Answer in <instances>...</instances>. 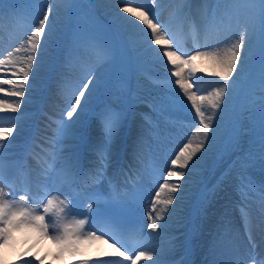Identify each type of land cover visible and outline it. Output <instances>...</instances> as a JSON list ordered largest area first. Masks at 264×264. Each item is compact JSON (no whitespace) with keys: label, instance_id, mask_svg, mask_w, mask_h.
Wrapping results in <instances>:
<instances>
[{"label":"bare ground","instance_id":"bare-ground-1","mask_svg":"<svg viewBox=\"0 0 264 264\" xmlns=\"http://www.w3.org/2000/svg\"><path fill=\"white\" fill-rule=\"evenodd\" d=\"M159 4L160 14L165 15V19L161 21L162 25H166L168 34L174 38L176 43L179 45L180 51L187 50L186 46L192 48L199 47L200 50H205V45L208 46V50H212L216 47H226L232 42V33L236 31V25L233 22L231 30H228V22L225 20L224 23H217L213 26L211 17L213 12L217 9L218 0H191L187 5L183 0H156ZM96 5L99 12L105 15L107 12H111L114 8H118L123 4V0H96ZM3 3L0 8V59L7 56L9 51L18 47L21 41L26 40L28 34H30L32 17L30 11L24 5H14L6 1L0 0V4ZM52 9L54 14L57 16V21L61 22L64 20V15L68 10L63 0H53ZM125 16L127 14L117 10L113 15V18L109 22L115 26V32L117 33L119 28L122 29L125 36L128 38L130 46H145L149 49H156L158 46L149 45L150 42L148 33H142L146 29L143 25H139V29L132 27V25L126 24L124 21L117 18V14ZM203 16L207 19L205 25L199 29L194 27H188L181 24V21L185 20L189 16ZM183 17V18H182ZM182 18V19H181ZM129 20L133 18L128 16ZM138 23V22H137ZM33 26V25H32ZM150 33V32H149ZM149 39V40H148ZM259 51V44L257 39L254 37L251 44L244 50V64L243 71L239 76L234 78V82L240 80L245 71V67L249 64L257 52ZM150 55L147 56L146 62H141L138 58H135V66L139 72L137 76L141 83L147 86H154V82L151 76L143 73L144 65L147 63H153L154 54L152 50ZM24 55V53H20ZM48 54L41 53V64L36 69L34 75L31 77L32 87L27 90V96L22 101L21 109L28 107L31 99L30 93L34 90V85L39 81V75L44 67ZM159 56L162 57V54ZM163 60L167 61L166 58ZM205 65V75H203V82L198 84L199 89L209 87L210 92L215 88L219 87L223 82L218 81V78H214L210 75L211 65L210 62L201 59ZM121 65H119L120 67ZM243 80V79H242ZM122 85V84H121ZM119 86L116 94L122 97L123 89ZM7 87V86H4ZM205 92V90H204ZM202 94V93H200ZM3 95V94H0ZM57 95H59L57 93ZM206 95V94H203ZM10 102L14 101V97H6ZM58 103H54V107L51 110L50 122L42 124L41 118L36 123V130L38 132L36 137L39 141H33V145L39 149L49 148L50 143L54 140H58L56 135L52 137H44L42 132L51 133L55 129V118L58 117L60 108L62 107L60 100ZM142 104L146 107L139 110H131L129 116L126 118L121 113V120L119 128L115 135L112 137L110 144L105 145L104 134L102 132L101 124L99 123V131L88 128V134L84 137L82 144L78 149H74L72 146L69 149L68 157L71 159L70 164L76 165L77 169L86 173L87 178L83 179L79 177L77 185L83 186L84 180L89 187L85 190L87 194H90V202L93 203V212H87L85 216H91L95 222L96 229H107L114 238L119 241L117 247H121L123 251L125 247L129 253L135 254L136 251L148 250L154 251L155 256L152 260L142 259L137 264H152L156 261L157 264H180L175 263L171 258L176 257L177 251L183 248V242L180 238H186V233L174 234L179 232L187 225L191 227L200 228L203 224L202 213L204 211L207 214V209H212L213 205L218 202L221 195L216 194L212 189H205V191L198 197L194 206L191 203L193 193L196 192L198 183L203 178L205 172H209V165L213 161V156L216 153V149L221 140L222 132L228 122L230 110L228 108V101L226 100L224 111L214 120L216 131L213 133V139L207 146V150L198 153L197 158L190 165L189 169L186 170L187 174L185 177L180 178L181 189L175 194L179 199L175 200L173 205L169 206V211L164 213L165 219L158 222V230L155 231V235L150 237V234L142 232L140 236L138 231H142V220L148 216L152 201L156 196V192L159 187L164 183V178L167 176V171L172 168L171 159L175 157V153L179 151V148L189 140L195 142L193 134L196 132V127L199 124L198 118L195 117V112L188 103L180 109L178 106L170 103H165L161 98L156 97V92L151 93L149 96H143L140 98ZM183 111L188 112L185 114ZM210 113V109H209ZM30 111H23L21 115L29 116ZM91 114H95L93 111ZM185 114V115H184ZM95 116V115H94ZM5 119L12 124L22 121V119L13 118L11 113H0V120ZM26 130V128H24ZM56 144V143H54ZM21 144L12 145L10 148L4 150L3 162L5 160H12L15 167V157L19 154L18 148ZM107 148V155L105 161L106 167L103 166L100 161L97 152L101 148ZM27 152L25 157L29 158ZM60 155L65 153L60 152ZM247 156V152L236 160H223L217 167L222 169L223 173L219 176L220 179L230 180L235 186V194L242 199V194L249 197L251 202H243L242 206L232 204L228 208L230 216H233V220L239 226V230L233 228V234L230 235L227 244L224 249L229 246L230 255L229 258H233L235 264L242 262V264H249V260L244 255L245 252L240 251L242 244V237L247 241L248 235L245 232V218L242 216L241 207H244L247 211V220L251 230V238L253 242L261 243L264 246V221H260L257 218V213H261L260 200L261 196L264 195V179H254L251 173L244 172L242 162ZM14 159V160H13ZM27 162L26 160H24ZM149 161L154 162L157 165V173L155 175L150 174L147 163ZM50 164V160L47 158H41L36 162L32 163V166L41 170L46 169ZM224 166V168L222 167ZM102 168V175L97 172V169ZM209 169V170H208ZM14 171L16 169L14 168ZM22 175V168H20ZM83 176V173H82ZM20 179V176H16ZM28 180V179H27ZM53 182L44 180L39 184L38 191L35 192L37 199L46 200L48 195L57 194L58 187L55 184V178H52ZM115 184H110L112 181ZM132 182L134 185H132ZM171 182L176 183L177 178H171ZM116 185V186H113ZM112 189H115L117 193L123 198L122 202L117 203L116 206L110 202V199H101L98 194L105 193L109 196ZM191 197V198H190ZM17 198V197H16ZM163 198V194H162ZM40 203H29L33 208H39ZM160 205L157 206V211L160 209ZM191 211V221L188 222L189 212ZM155 216V212H152ZM114 217L116 224L115 227L104 223V218ZM187 217V218H185ZM138 219V220H137ZM142 235L145 238H142ZM182 236V237H180ZM107 239V236L105 237ZM152 239V241L148 239ZM46 240L50 245V253L53 257L56 256L59 251L58 246L52 243L48 239L41 238L40 235L34 230L30 232L29 242L34 244L41 240ZM111 240V239H109ZM9 241V240H8ZM44 241L41 245V257L46 255V246L48 243ZM113 241V240H111ZM98 244L101 248H96L92 241L81 242L78 247L79 256L81 260H89L91 264L95 260H123L115 253L113 245L105 243L103 240H99ZM56 248V250L53 249ZM220 247L216 248L215 252ZM183 250V249H182ZM192 250V249H191ZM24 254V258L30 257V254L36 253V250L32 253H27L26 248L18 247L14 248L13 243L5 246L0 245V264H9L11 260L15 258L17 254ZM103 253V254H100ZM193 252H190V256ZM100 254V255H99ZM172 255V256H171ZM175 255V256H173ZM153 256V255H152ZM189 256V257H190ZM102 257V258H100ZM187 259V255L183 256ZM227 258V257H226ZM220 260V256H218ZM40 259H36L39 261ZM188 260V259H187ZM190 260V259H189ZM70 264H72L71 258L69 257ZM79 261V260H77ZM45 259L43 260V264ZM183 263V260H182ZM19 264V262H17ZM54 264V262L50 263ZM129 264V262H125Z\"/></svg>","mask_w":264,"mask_h":264},{"label":"rangeland","instance_id":"rangeland-1","mask_svg":"<svg viewBox=\"0 0 264 264\" xmlns=\"http://www.w3.org/2000/svg\"><path fill=\"white\" fill-rule=\"evenodd\" d=\"M3 1L14 5H24L27 7L33 20L31 24V30L38 24V20L43 18V12L48 11L49 7H52L53 5V0ZM183 1L186 4H189L191 0ZM75 4L76 0H72L71 4H68V10L64 15V20L61 22L57 21V16L54 14V12H52L50 15V19L55 22L56 35L55 43L50 44L49 47L43 52L48 54V56L46 64L43 67L42 76L44 75L46 78L49 77L50 79L48 86L44 88L43 92L47 94L45 100L47 102L46 108L43 109V112H40V104L43 102L40 94L43 89L41 87L40 90H38V86H36L32 95H29L30 99H32L34 96L33 102L31 100L28 106V110L32 111L31 114L29 116H23V122H16L19 123L20 126L15 132L14 137L9 138V141H11L12 145L21 144V147L19 148L21 156L25 145L27 148L32 139L38 141L34 137V133L36 135L35 124L37 120L41 118L42 124L49 122V114L54 107V103H58V100H61L60 103L62 107L60 108L58 118H55L56 128L53 132L48 134L50 136H54L56 134V136L60 137V141L54 140V143L56 144L50 143L49 146H53L54 151H51L49 148L39 149L38 147L34 146L33 151L31 152L32 155H28L30 156L29 161H33L32 159L36 161V159L39 160L41 158L54 159L55 163L53 167L57 168L55 173H59L61 169H64L69 165V162L64 160L63 157H57L58 151L63 148L67 149L72 141H74L75 145H77L79 143L78 140L85 136V134L88 132V127H91L92 129L99 128V119L97 118V115L92 118L91 113L88 112V110L92 108L95 109L96 114L101 112L105 107H111L118 113L123 112L126 114L133 108L137 110L141 109L142 104L139 102V98H141L142 95L149 96V92L151 91L156 92L158 98H161V100H163L165 103L173 104L174 107L178 106L180 109H182L185 106V103H188L191 106V103L186 100V97H184L183 93L180 92L178 87L175 85L176 77H173L171 72L165 67V65H167V61L163 59H157V56L162 54V52L154 51V62L152 64L147 63L143 67V73L150 75L156 85L150 87L141 83L137 74L142 72H139L134 65V59L138 58L141 62H146L147 56L150 55L151 52H149L148 48L145 46L130 47L122 29L119 28L118 33H116L115 26L111 25L109 22V20L113 18L115 12L124 6V3L118 6V8H114L111 12H107L105 15H102L99 12L98 8L96 7L95 0H82L80 8L76 12ZM137 4L140 7L149 10L150 13L155 14L157 20L160 23L163 19H165V15L160 14L159 4L157 1L154 4L153 0H137ZM78 13H82L83 17H80ZM71 16H74V18L72 24L69 26L65 34V38H68V40H65L63 36L67 27V18ZM206 21L207 19H205L203 16H190L184 20V24H187L188 27L191 25L199 27L202 24H205ZM106 22H109L110 24ZM142 33L150 34L148 30L143 31ZM59 42L61 43V47L57 54V62L53 65L51 74L48 75L50 59L53 57L52 54L54 53V48L59 45ZM148 43L149 46L152 45L150 42ZM186 47L188 50L186 53L195 54L197 48L192 49L190 46ZM63 50L64 53L62 56V62H60V57ZM122 57L124 58L125 64L123 67H121V69H119L118 63L121 61ZM260 60L261 54L259 49L253 60L246 65L245 71L243 73L244 77L247 75L250 76L255 70V67L259 65V68L255 73L256 77L246 82V85L237 96L236 92L241 86V79L244 77L242 76L237 82L233 81V89H231L230 92L226 94V100L228 101V106L230 108V115L228 124L223 134L226 132V129L231 122H235L236 130L233 138L228 143L226 148L222 149L220 152L219 159L216 161L212 169V180L214 176L218 174L216 172L215 166L219 164L222 159L225 157H227L229 160L233 159L239 153L242 154L243 151L247 152V159L244 163V172L251 173L253 178L264 179V147L261 145L259 134L261 103L264 101V90H262L261 85L262 61ZM192 64L196 70V76L198 77L197 84H201V82H203V75H205V65L201 59L193 61ZM167 67L170 68L171 65H167ZM181 68H183V66H181ZM88 76L95 77V82L93 85H91L93 88V92L90 96L91 101L89 100L88 107L81 116H76L73 118V120L78 121V123L75 124L71 134L63 135L61 121L67 120L66 113L68 110H70V104L74 101V96L78 94V89L82 87L83 83L87 82ZM130 77H133V84H130ZM166 77H169L170 79H166ZM119 81H122V84L124 85L123 98H119V96L115 95ZM43 82V79L40 80L39 78V83L37 85L41 86ZM209 89V87H205V89L202 88L203 94L207 95L210 92ZM58 92L59 95H57ZM131 93L135 94L133 98L131 97ZM177 97H179V99ZM53 101L56 102L52 104ZM184 112L188 114V112ZM41 113L42 115H40ZM15 116L21 115L15 114ZM0 122L3 124V127H11L13 125L12 122H6L5 120ZM24 128H26V130H24ZM53 154L54 156H52ZM15 158H18V156ZM155 166V164L149 163L148 167L151 172H154ZM11 169L12 167L10 166L9 162H6L3 165V170L6 174L5 176L12 175ZM35 169L36 168L33 166L30 168V178L32 182H35L40 177V174L35 172ZM215 172L216 174L214 175ZM42 178L52 179L51 171L48 176H42ZM205 178L201 181L198 190L195 192V194H193L194 200H196L197 197L206 189V187L209 186L207 184L203 185L202 182L205 180ZM55 180V183L58 186V198L67 200L69 198V181L65 180L63 175L60 177L56 176ZM214 189L219 193L224 192L228 199L230 197L234 199L236 198L233 183H228V181L225 179L219 181ZM4 191L8 193V190L5 188V186ZM226 197H223L221 200L216 202L217 207L214 210L207 209V214H205L203 211V215L205 216L204 225H206L205 232L202 234L199 233L198 237L196 233H194L192 238L195 242L191 237L190 241L187 238L185 239V241L188 243L187 248L192 246L199 255V259L194 260V262H192L193 264H225L223 263L222 259H218L216 253L214 252L213 246L215 244L213 243V239H215L216 243V241L219 239L218 234L225 231L224 229L226 228V222L229 219V213L227 211L228 207L227 210L225 207V204L228 200ZM80 201H83L87 207L89 201L86 198L80 197L78 202ZM234 202H236V199ZM75 205L76 202L74 201L70 203V209L72 213L75 211ZM73 214L78 218L84 217L83 213ZM144 223L148 225V216L144 220ZM147 229L149 230L148 227ZM226 229L229 230V226H227ZM30 231L32 230L27 228H21L14 231L11 234L9 241L1 246H5L11 242L15 247L22 245L24 241H28V238L25 234L26 232ZM180 232L184 233V229H181ZM188 232L189 231L187 230L186 233ZM175 233L178 232L175 231ZM180 239L182 240V238ZM44 241L46 240L42 239L37 243H30L31 245L28 246L27 253H32L33 249H37L36 253L30 255L34 258L40 259V247L42 244H44ZM109 243L113 245L110 241ZM53 249L56 250L55 247H53ZM46 252L47 255L43 257V260L45 259L44 264H50L52 262L56 264H64L68 255L67 252H64L60 254L59 258H54L50 254L49 243L46 246ZM154 254L155 252L153 251V255ZM18 256L19 255L16 257L15 255V259L12 261H17ZM73 256L78 258L77 255ZM12 261L10 264H12Z\"/></svg>","mask_w":264,"mask_h":264},{"label":"snow or ice","instance_id":"snow-or-ice-1","mask_svg":"<svg viewBox=\"0 0 264 264\" xmlns=\"http://www.w3.org/2000/svg\"><path fill=\"white\" fill-rule=\"evenodd\" d=\"M63 2L68 5L71 4L72 0H63ZM123 2L124 6L120 11L127 15L121 16L118 13L117 18L137 29H139V25H143L150 32V44L158 47L149 50L162 52V57L157 56V59L166 58L167 65H171L170 68L167 65L165 67L173 77H176L175 85L186 97V100L191 103L195 117L199 120L196 132L193 134L195 142L189 140L175 153V157L170 161L172 168L167 171L164 183L160 185L152 201L147 227L155 232L158 222L165 219L164 213L169 211V206L179 199L175 194L181 189L180 178L185 177L186 170L189 169L194 158H197L198 153L206 151L207 146L214 138L212 135L216 131L214 120L224 111L222 106H225L226 94L233 89L234 78L243 71L245 62L243 53L254 37L258 41L261 54V85L262 90H264V0H218L217 9L213 12L211 21L215 26L218 22L224 23L227 20L228 30H231V25L234 22L236 31L232 33V42L226 47H216L212 50H208L207 45L204 46L205 50H200L197 47L195 54L180 51L179 45L168 34L167 26L162 25L155 14L140 7L137 0H123ZM155 2L156 0H153L154 4ZM2 6L3 3L0 4V8ZM52 12L53 9L50 6L48 11L43 12V18L38 20V24L30 31L26 40L21 41L18 47L9 51L5 58L0 59V94H3L0 95V113H17L20 111L22 101L27 96V90L32 87L31 77L41 64V53L50 44L55 43L56 26L55 22L50 19ZM128 16L133 19L129 20ZM139 30L143 31L144 29ZM20 53H24V55H20ZM197 59L210 62L212 69L210 75L223 82L207 95L200 94L197 84L198 77L192 64ZM166 79L170 78L166 77ZM94 82L95 77L88 76L87 82L78 89V94L74 96L70 110L66 113L67 120L61 121L63 135L71 134L75 124L78 123L73 118L81 116L88 107L93 92L91 85ZM6 97L16 99L10 102ZM177 98L179 99V97ZM96 115L104 134V143L108 145L119 128L121 115L111 107H105ZM19 126V123H15L11 127H0V245L6 244L14 231L27 228L34 230L41 238L48 239L58 246L59 251L54 258H59L60 254L64 252L70 255L79 254L77 246L81 242L103 240L107 243L111 239L116 255L122 257L123 260H95L93 264H125V262L137 264L142 259L152 260V253L147 248L136 251L134 255L130 254L126 247L122 251L121 247L124 245L121 244V247H117L119 241L110 234L109 230L96 229L91 216L84 218L75 216L71 212L68 200L59 199L55 195H48V198L41 202L39 208H33L30 206L29 198L26 195L21 194L18 198H14L4 191V150L12 147L9 138L14 137ZM259 134L261 145L264 147V101L261 103ZM97 155L103 166L106 167V163L103 162L107 155V148L99 149ZM61 171L65 180L71 178L70 168L66 167ZM97 172L102 175V168L97 169ZM171 178H177L178 182H171ZM111 199L117 203L123 200L119 193H114ZM260 204V211L264 213V195L261 196ZM158 205L161 206L159 211H157ZM87 209L89 213H92L93 203H88ZM152 212H155V216L152 215ZM241 213L245 218V232L251 244L249 264H264V257H260V254L255 251L257 245L252 241L247 211L244 207H241ZM104 223L115 227L116 221L114 217H106ZM17 261L19 264H34V257L24 258V254L21 253ZM17 261H12V264H17ZM35 264H43V257ZM72 264H89V262L87 260H73ZM153 264H157V262L153 261ZM238 264H242V262H238Z\"/></svg>","mask_w":264,"mask_h":264}]
</instances>
